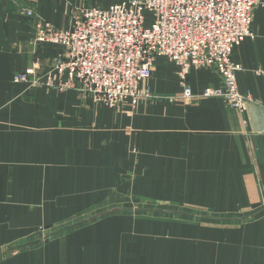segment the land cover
Wrapping results in <instances>:
<instances>
[{
    "label": "crops",
    "instance_id": "1",
    "mask_svg": "<svg viewBox=\"0 0 264 264\" xmlns=\"http://www.w3.org/2000/svg\"><path fill=\"white\" fill-rule=\"evenodd\" d=\"M123 1L0 0V264H264V0L232 56L243 110L166 99L183 88L165 57L133 109L15 81L62 54L37 42L38 21L67 29L79 10ZM219 81L188 77L194 94ZM126 198L221 219L126 208L63 225ZM41 227L57 230L40 242Z\"/></svg>",
    "mask_w": 264,
    "mask_h": 264
},
{
    "label": "built area",
    "instance_id": "2",
    "mask_svg": "<svg viewBox=\"0 0 264 264\" xmlns=\"http://www.w3.org/2000/svg\"><path fill=\"white\" fill-rule=\"evenodd\" d=\"M259 0H128L108 10H79L67 29L38 21L37 42L63 46L41 82L28 68L15 78L65 92L76 91L115 111L135 108L152 98L145 85L159 57L179 68L183 92L179 100L221 98L243 110L250 100L237 86L240 66L233 62L235 47L253 36V16ZM194 69L217 73V88L194 94L188 77ZM40 83V84H38ZM177 100V99H169Z\"/></svg>",
    "mask_w": 264,
    "mask_h": 264
},
{
    "label": "rangeland",
    "instance_id": "3",
    "mask_svg": "<svg viewBox=\"0 0 264 264\" xmlns=\"http://www.w3.org/2000/svg\"><path fill=\"white\" fill-rule=\"evenodd\" d=\"M33 68L35 71L36 69L34 67H31ZM44 77L43 74H41L40 72H36V77L35 75H32L31 76V81L32 82V79L33 80H36V82H41L43 81V79L40 77ZM40 84V83H38ZM43 84H46L45 82H43ZM43 84H40L38 85L37 87H45V85ZM58 91V90H57ZM65 92H71V93H76V91H70V90H66ZM77 94V93H76ZM80 95L81 96H84L86 98H88V96H86V94H81L80 92ZM153 96V94H152ZM179 99V97H174V96H169V97H166V99ZM126 208H131V209H143V210H148V211H152V212H161L162 215H170V214H177V212H186L190 214L191 218L192 219H204V220H215L216 221H220L218 219H221V217H212L205 214V213H202V212H198V211H187V210H182V209H179L178 207H175V206H165V205H156V204H152V203H147L145 201H140V200H135L134 198H126V200H116V203H109V204H106V205H103V207L99 208L98 211L96 212H93V215H90V214H87V213H84L83 215H80V216H77L75 218H73L72 220H69L68 222H65L63 225L65 226V224H79V223H84L85 221H87L89 218L91 219H95V218H98V217H101V216H104V215H110V214H116V213H124ZM160 215V214H159ZM76 222V223H75ZM62 226V224L58 227V229ZM55 230L57 229H53V230H48L46 228H39L38 232H37V236H36V241H44L46 240L52 232H54Z\"/></svg>",
    "mask_w": 264,
    "mask_h": 264
},
{
    "label": "water",
    "instance_id": "4",
    "mask_svg": "<svg viewBox=\"0 0 264 264\" xmlns=\"http://www.w3.org/2000/svg\"><path fill=\"white\" fill-rule=\"evenodd\" d=\"M70 228H72V226L64 228L63 230H61V232H63V231H67V230H69ZM36 243H37V242H34V243H32V244H36ZM32 244H30V245H32Z\"/></svg>",
    "mask_w": 264,
    "mask_h": 264
}]
</instances>
